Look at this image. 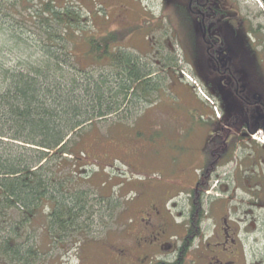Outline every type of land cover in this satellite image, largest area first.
Returning <instances> with one entry per match:
<instances>
[{"label":"rangeland","instance_id":"374dc122","mask_svg":"<svg viewBox=\"0 0 264 264\" xmlns=\"http://www.w3.org/2000/svg\"><path fill=\"white\" fill-rule=\"evenodd\" d=\"M59 1L80 10L87 20L85 33L94 37L114 33L116 48L137 57L150 73H154L151 104L138 103L126 108L128 112L86 125L68 145L75 154L82 151L86 156H81L72 174L70 170L64 173L71 181L69 187L83 192L88 202V215L86 213L82 223L88 227L85 232L62 237L61 241L56 239L50 245L40 223L28 227L31 244L39 250L34 260L36 264H110L105 242L118 240L116 234L123 229L121 223L124 225L135 218L134 201L140 193L147 189H173L172 183L179 187L176 179L181 174L191 177L193 183V178L206 174L208 156L218 146L217 141L210 139L209 124L219 116L203 108L193 67L182 59L180 34L164 33L167 28L153 0ZM0 23V64L14 68L29 54L22 56L23 44L12 42L7 34L9 30H4V23ZM24 49L31 52L32 47ZM86 50L78 40L74 52L84 69L92 64L90 60H81ZM172 56L173 61L169 60ZM87 71L92 75L99 72L97 69ZM104 71L107 74L111 70ZM234 150L231 159L221 164L210 177V198L205 201H231V205L223 207H236L238 216L248 219L246 224L240 225L242 230L249 232L243 238L247 264H264V208L254 194L260 187L254 185L255 179H264V161L253 157L248 147L236 145ZM68 159L74 161L72 157ZM86 164L88 167H84L82 176L74 174ZM216 178L220 180L218 184ZM215 185L224 188L216 192ZM178 190L173 189L177 196L172 203H178L180 209L176 212L180 213L186 208L188 195L178 194ZM26 238L23 234L21 241ZM89 239L98 244L91 260L85 248ZM0 264H5L4 260L0 259Z\"/></svg>","mask_w":264,"mask_h":264},{"label":"trees","instance_id":"16d2710c","mask_svg":"<svg viewBox=\"0 0 264 264\" xmlns=\"http://www.w3.org/2000/svg\"><path fill=\"white\" fill-rule=\"evenodd\" d=\"M0 22L23 44L22 56L29 54L14 68L0 64V259L36 264L29 226L40 223L50 245L88 228L84 193L64 174L86 157L69 149L72 138L86 125L151 104L154 73L116 48L114 33H85L80 10L59 0H0ZM78 40L87 49L81 60L92 63L85 69L74 52ZM84 167L74 174L82 176Z\"/></svg>","mask_w":264,"mask_h":264},{"label":"flooded vegetation","instance_id":"af4514ba","mask_svg":"<svg viewBox=\"0 0 264 264\" xmlns=\"http://www.w3.org/2000/svg\"><path fill=\"white\" fill-rule=\"evenodd\" d=\"M153 1L164 33L180 34L182 59L193 67L203 108L218 113L209 124L210 139L218 146L208 156L206 174L193 178L194 183L181 174L179 187L171 184L178 194L188 195L182 212L172 203L177 193L171 187L140 193L135 218L121 223L118 240L105 242L106 258L110 264H247L243 238L249 232L240 225L248 219L239 217L236 207H223L231 201L205 200L210 177L231 159L236 145L264 161V0ZM254 185L260 186L254 194L263 209L264 179H255ZM214 187L216 192L224 188ZM97 247L89 239V259Z\"/></svg>","mask_w":264,"mask_h":264},{"label":"built area","instance_id":"2783aa9c","mask_svg":"<svg viewBox=\"0 0 264 264\" xmlns=\"http://www.w3.org/2000/svg\"><path fill=\"white\" fill-rule=\"evenodd\" d=\"M192 84H193V83H192ZM194 84H195V83H194ZM194 84H193V85H194ZM197 90L199 91V89H198V88H197Z\"/></svg>","mask_w":264,"mask_h":264},{"label":"crops","instance_id":"0c3cea01","mask_svg":"<svg viewBox=\"0 0 264 264\" xmlns=\"http://www.w3.org/2000/svg\"><path fill=\"white\" fill-rule=\"evenodd\" d=\"M193 97V96H192ZM193 99H194V97H193ZM213 118V117H212Z\"/></svg>","mask_w":264,"mask_h":264}]
</instances>
